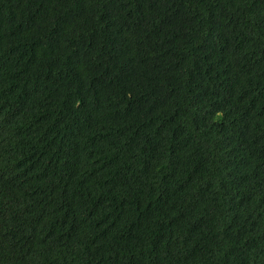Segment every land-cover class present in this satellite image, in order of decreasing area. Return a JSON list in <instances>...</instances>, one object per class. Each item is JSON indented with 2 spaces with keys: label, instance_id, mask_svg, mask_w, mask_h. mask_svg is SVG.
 Listing matches in <instances>:
<instances>
[{
  "label": "trees",
  "instance_id": "trees-1",
  "mask_svg": "<svg viewBox=\"0 0 264 264\" xmlns=\"http://www.w3.org/2000/svg\"><path fill=\"white\" fill-rule=\"evenodd\" d=\"M0 264H264V0H0Z\"/></svg>",
  "mask_w": 264,
  "mask_h": 264
}]
</instances>
